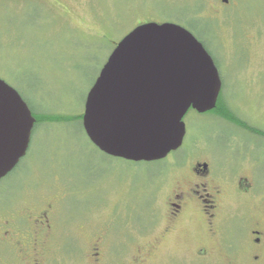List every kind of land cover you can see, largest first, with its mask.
I'll return each mask as SVG.
<instances>
[{"label":"rangeland","instance_id":"rangeland-1","mask_svg":"<svg viewBox=\"0 0 264 264\" xmlns=\"http://www.w3.org/2000/svg\"><path fill=\"white\" fill-rule=\"evenodd\" d=\"M151 20L176 22L203 44L221 76L218 102L224 112L190 108L179 149L162 161L133 162L97 149L77 117L117 42ZM0 79L33 114L73 117L38 125L26 155L0 179V220L38 208L40 198L59 197L49 251L35 255V264H108L123 237H128L123 252L131 256L137 240L150 241L136 240L140 231H134L150 225V185L169 160L203 158L213 168L224 163L252 178L255 189L264 186V0H0ZM236 116L251 131L236 126ZM241 194L233 200L238 203ZM185 232L172 239L171 257L183 252ZM97 236L102 238L96 263L88 247ZM172 259L171 264H183ZM166 260L156 254L150 264H169ZM31 262L0 240V264Z\"/></svg>","mask_w":264,"mask_h":264},{"label":"water","instance_id":"water-1","mask_svg":"<svg viewBox=\"0 0 264 264\" xmlns=\"http://www.w3.org/2000/svg\"><path fill=\"white\" fill-rule=\"evenodd\" d=\"M227 2V0H222ZM84 100L90 143L133 162L164 158L182 144L183 116L214 109L222 87L216 63L176 22L136 25L115 45ZM36 117L0 79V179L28 151Z\"/></svg>","mask_w":264,"mask_h":264},{"label":"flooded vegetation","instance_id":"flooded-vegetation-1","mask_svg":"<svg viewBox=\"0 0 264 264\" xmlns=\"http://www.w3.org/2000/svg\"><path fill=\"white\" fill-rule=\"evenodd\" d=\"M234 118L236 126L251 131L252 126L245 119ZM230 136L228 145L232 148L235 134ZM166 157L147 162L162 161ZM229 170L224 163L213 168L203 158L186 156L181 160H169L158 169L150 185L152 191L146 207L150 225L134 231H140L137 237L135 234L136 240L147 236L150 241L137 240L135 251L128 256L123 252L128 237H123L108 264H150L156 254L164 255L169 264L173 256L179 257L183 264L192 261L197 264H262L264 186L255 189L252 178L243 177L238 167ZM237 192L242 193L238 203L233 200ZM39 202L38 208L7 213L0 220V240L17 247L20 258L31 260V264H35V255L49 251L47 237L55 228L51 217L57 211L59 197L40 198ZM184 230L183 252L171 257L169 245L172 239H179ZM100 238L97 236L88 247L96 263Z\"/></svg>","mask_w":264,"mask_h":264},{"label":"trees","instance_id":"trees-1","mask_svg":"<svg viewBox=\"0 0 264 264\" xmlns=\"http://www.w3.org/2000/svg\"><path fill=\"white\" fill-rule=\"evenodd\" d=\"M146 22H149V21H146ZM140 23H144V22H140ZM214 110H219L218 114L220 113V116L224 112L223 106H219V102L217 103L216 108H214ZM31 112H33L32 109H31ZM32 115H34V117L36 116V121H35L34 128L32 130L31 135L33 134L34 131H36V128H38V125L46 124V122H54V123H57V122H68L69 120L73 119V117H68V116H63L62 117V115H53V114H49V113H46V114H42L41 113V114H37V115L32 113ZM81 118H82V115L77 117V119L79 121V124H80L81 132H83V134L85 135L83 127H82V124H81ZM231 118L233 119V117H231ZM233 120H234V123L237 124V120L236 119H233ZM86 137H87V135H86Z\"/></svg>","mask_w":264,"mask_h":264}]
</instances>
